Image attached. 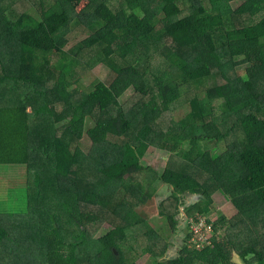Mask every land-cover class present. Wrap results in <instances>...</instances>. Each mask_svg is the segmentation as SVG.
Segmentation results:
<instances>
[{
  "label": "trees",
  "instance_id": "obj_1",
  "mask_svg": "<svg viewBox=\"0 0 264 264\" xmlns=\"http://www.w3.org/2000/svg\"><path fill=\"white\" fill-rule=\"evenodd\" d=\"M85 1L0 0V165L24 176L0 214V264H264V0ZM99 65L110 84H74ZM157 149L173 156L163 171L146 159ZM156 183L172 232L183 207L208 215L215 191L236 214L163 263L169 243L145 213Z\"/></svg>",
  "mask_w": 264,
  "mask_h": 264
},
{
  "label": "rangeland",
  "instance_id": "obj_2",
  "mask_svg": "<svg viewBox=\"0 0 264 264\" xmlns=\"http://www.w3.org/2000/svg\"><path fill=\"white\" fill-rule=\"evenodd\" d=\"M73 4L76 6L77 10L82 9L86 1L85 0H72ZM233 8L237 9L240 4L237 3L236 5H232ZM264 25V21H263ZM87 31L83 28L77 27L75 28L72 33L69 35V42L67 44L66 49L70 52L76 50L78 46H80L81 40L86 36ZM260 63L259 56H251L248 58V63L246 65L241 66L238 68L241 74H244L246 67L251 65H256ZM80 67V66H79ZM78 68L74 69L73 74H76L77 81L74 83L76 86L80 87L81 89L88 90L92 87L97 81H104L107 84H110L115 76V73L110 71L105 65H99L94 69L83 68V71ZM78 69L79 73L78 74ZM205 89V88H204ZM203 88H200L195 91L198 92L197 97L201 100L205 99V91ZM132 94L128 92L126 96L123 97V102L125 105H130L132 101ZM181 108V105L179 106ZM180 112H184V108L180 109ZM93 122L89 119L88 120V128L92 126ZM85 145H90V141L88 138L84 140ZM212 146V145H211ZM220 147L223 148L222 145ZM87 150V149H86ZM146 159L149 161L150 166L157 170L163 171L167 166L170 165L171 161L173 160V156L169 155L165 151L160 149L149 151L146 155ZM144 163L148 164L145 159L143 160ZM23 168L21 166H12V165H0V214L8 213V212H15V207L21 202L20 190L18 188L19 183L24 182V176L22 174ZM156 187L158 188V193L154 199H152L149 204L145 207V213L151 217L150 223L151 225L158 231L162 236L165 237L167 242L169 241L172 245L171 249L177 248V250L181 251V247L184 245L183 235L185 234L187 225L184 222L182 214L185 213L184 207L181 208L180 213V223L178 225V233L172 232L170 226L166 220V218L161 217L159 215L160 209L159 205L162 199H164L167 195L170 196V188L166 185L160 183H156ZM213 200L215 201V208H217L220 204V208L223 214H226L227 219H231L235 216L236 210L232 206L230 202H228L221 193L218 191L213 193ZM213 211V208H212ZM212 213V212H211ZM214 216V213H212ZM219 221L215 220V223ZM109 230H111L110 225H106L98 234V237L106 234ZM179 236L178 239L176 236ZM190 236V235H189ZM189 238V237H188ZM251 259V257H249ZM136 260L140 264H156L155 258L151 255H145L142 257L131 256V261Z\"/></svg>",
  "mask_w": 264,
  "mask_h": 264
},
{
  "label": "built area",
  "instance_id": "obj_3",
  "mask_svg": "<svg viewBox=\"0 0 264 264\" xmlns=\"http://www.w3.org/2000/svg\"><path fill=\"white\" fill-rule=\"evenodd\" d=\"M186 221L189 227V239L187 247L192 250L202 251L211 244L215 235L213 223L202 214L187 216Z\"/></svg>",
  "mask_w": 264,
  "mask_h": 264
},
{
  "label": "crops",
  "instance_id": "obj_4",
  "mask_svg": "<svg viewBox=\"0 0 264 264\" xmlns=\"http://www.w3.org/2000/svg\"><path fill=\"white\" fill-rule=\"evenodd\" d=\"M200 199H201V196H200V195H197V194L188 195V196H186V198L184 199L185 206H186V207L191 206L192 204L198 202ZM212 208H213V211H212ZM212 208H211L210 213H209L208 215H206V216L209 218L210 221H212L213 223H215V220H218V217H219V221H218V222L221 221V220H220L221 218H225V219H227L226 214H223V213H222V210H221V208H220V204H219V206H218L217 208H215V201H214V200H213V206H212ZM184 211H185V209H184ZM211 212L214 213V216H212V213H211ZM183 214L186 215V212L183 213ZM183 219H184V218H183ZM184 222H185V220H184ZM218 222H217V223H218ZM215 224H216V223H215ZM223 234H224V231L219 232V233H218V237H221ZM233 256H234V262H235V263H237V264H246L244 261H242V260L239 258L238 254H237L236 252H234Z\"/></svg>",
  "mask_w": 264,
  "mask_h": 264
},
{
  "label": "water",
  "instance_id": "obj_5",
  "mask_svg": "<svg viewBox=\"0 0 264 264\" xmlns=\"http://www.w3.org/2000/svg\"><path fill=\"white\" fill-rule=\"evenodd\" d=\"M176 247L173 249H170L169 251H167L166 255L163 256L162 258H160V261L163 263H168L170 262V260L176 259L179 257V254L176 253Z\"/></svg>",
  "mask_w": 264,
  "mask_h": 264
},
{
  "label": "flooded vegetation",
  "instance_id": "obj_6",
  "mask_svg": "<svg viewBox=\"0 0 264 264\" xmlns=\"http://www.w3.org/2000/svg\"><path fill=\"white\" fill-rule=\"evenodd\" d=\"M178 229H179V227H178ZM176 233H178V230L176 231ZM186 233H187V232L185 231V234L183 235V241H184L185 238L187 237ZM176 237H177L178 239H180L178 235H177ZM168 243H169V248H168V251H169L174 243H172V245H171V243H170L169 241H168ZM176 246H177V245H176ZM176 246H175V247H176ZM181 249H182V247H181ZM179 252H180V250L178 251V250L176 249V253L179 254Z\"/></svg>",
  "mask_w": 264,
  "mask_h": 264
},
{
  "label": "clouds",
  "instance_id": "obj_7",
  "mask_svg": "<svg viewBox=\"0 0 264 264\" xmlns=\"http://www.w3.org/2000/svg\"><path fill=\"white\" fill-rule=\"evenodd\" d=\"M188 215H185V214H182V217L184 218V220H185V223H186V225H187V228H186V235H187V241H188V237H189V227H188V224H187V221H186V217H187ZM206 216V215H205ZM189 217V216H188ZM207 217V216H206ZM208 218V217H207ZM208 220H209V218H208ZM186 238H185V240H186ZM185 240H184V242H185ZM187 241H186V243H187Z\"/></svg>",
  "mask_w": 264,
  "mask_h": 264
}]
</instances>
